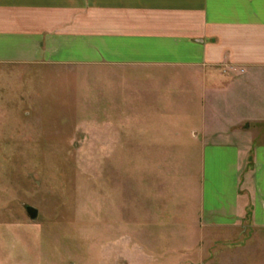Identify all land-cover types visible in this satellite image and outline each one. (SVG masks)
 Returning a JSON list of instances; mask_svg holds the SVG:
<instances>
[{
	"label": "rangeland",
	"instance_id": "obj_1",
	"mask_svg": "<svg viewBox=\"0 0 264 264\" xmlns=\"http://www.w3.org/2000/svg\"><path fill=\"white\" fill-rule=\"evenodd\" d=\"M6 83L0 264H264V229L203 213L207 150L244 143L223 127L224 93L194 94L175 79L137 81L128 93L74 77L42 94ZM248 132L261 141L264 123Z\"/></svg>",
	"mask_w": 264,
	"mask_h": 264
},
{
	"label": "crops",
	"instance_id": "obj_2",
	"mask_svg": "<svg viewBox=\"0 0 264 264\" xmlns=\"http://www.w3.org/2000/svg\"><path fill=\"white\" fill-rule=\"evenodd\" d=\"M72 77L119 93L174 79L224 93L223 127L244 143L207 150L203 213L264 229V139L248 132L264 123V0H0V80L42 94Z\"/></svg>",
	"mask_w": 264,
	"mask_h": 264
},
{
	"label": "water",
	"instance_id": "obj_3",
	"mask_svg": "<svg viewBox=\"0 0 264 264\" xmlns=\"http://www.w3.org/2000/svg\"><path fill=\"white\" fill-rule=\"evenodd\" d=\"M26 209L32 219H36L38 217L39 210L37 208L33 206H27Z\"/></svg>",
	"mask_w": 264,
	"mask_h": 264
}]
</instances>
